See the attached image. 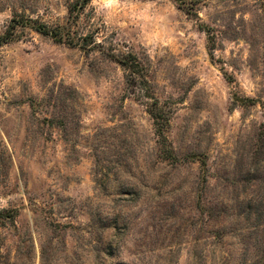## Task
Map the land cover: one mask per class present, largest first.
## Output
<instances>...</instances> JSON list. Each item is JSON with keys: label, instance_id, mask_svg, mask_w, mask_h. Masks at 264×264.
<instances>
[{"label": "rangeland", "instance_id": "1", "mask_svg": "<svg viewBox=\"0 0 264 264\" xmlns=\"http://www.w3.org/2000/svg\"><path fill=\"white\" fill-rule=\"evenodd\" d=\"M73 1L0 0V36ZM195 12L93 0L102 51L0 42V264H264V0Z\"/></svg>", "mask_w": 264, "mask_h": 264}, {"label": "trees", "instance_id": "2", "mask_svg": "<svg viewBox=\"0 0 264 264\" xmlns=\"http://www.w3.org/2000/svg\"><path fill=\"white\" fill-rule=\"evenodd\" d=\"M93 0H74L67 6L68 15L65 24L49 25L40 19H33L26 15H14L10 22L6 33L0 36V42H8L13 40L19 28L29 29L42 36L51 39L57 44H66L72 48H82L85 51H93L95 49H103L101 42H98L96 36L92 33L81 34L79 23L81 16ZM180 7H184L189 14L197 15L198 6L209 0H173ZM195 12V13H193ZM103 53L104 50H103ZM109 57L117 60L121 66L129 73L128 79L137 80L142 78L144 73L143 65L134 56L118 57L109 55ZM130 80V81H131ZM149 93V91L147 92ZM148 95V99L154 101L150 113L152 117L158 122V132L160 135L164 133V126L166 123V113L160 107L159 102L152 96Z\"/></svg>", "mask_w": 264, "mask_h": 264}]
</instances>
